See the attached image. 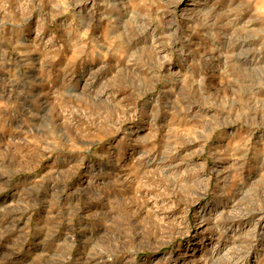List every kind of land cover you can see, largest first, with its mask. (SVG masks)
<instances>
[{"label": "rangeland", "instance_id": "obj_1", "mask_svg": "<svg viewBox=\"0 0 264 264\" xmlns=\"http://www.w3.org/2000/svg\"><path fill=\"white\" fill-rule=\"evenodd\" d=\"M0 264H264V0H0Z\"/></svg>", "mask_w": 264, "mask_h": 264}]
</instances>
